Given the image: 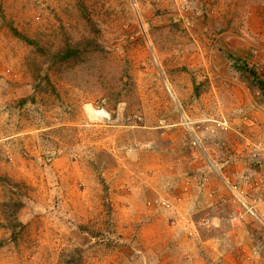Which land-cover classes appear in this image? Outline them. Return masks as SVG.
<instances>
[{"label": "rangeland", "instance_id": "1", "mask_svg": "<svg viewBox=\"0 0 264 264\" xmlns=\"http://www.w3.org/2000/svg\"><path fill=\"white\" fill-rule=\"evenodd\" d=\"M262 81L264 0H0V264H264Z\"/></svg>", "mask_w": 264, "mask_h": 264}, {"label": "built area", "instance_id": "2", "mask_svg": "<svg viewBox=\"0 0 264 264\" xmlns=\"http://www.w3.org/2000/svg\"><path fill=\"white\" fill-rule=\"evenodd\" d=\"M220 124L221 126H224L226 127L227 126V121H220ZM233 189L235 190V195L237 196V198L239 199V201H242L243 200V205L246 207L247 210H249L251 213H254L253 211V207L249 206L248 204L245 203V199H244V196H245V190L241 189L240 186L238 185H235L233 187Z\"/></svg>", "mask_w": 264, "mask_h": 264}, {"label": "trees", "instance_id": "3", "mask_svg": "<svg viewBox=\"0 0 264 264\" xmlns=\"http://www.w3.org/2000/svg\"><path fill=\"white\" fill-rule=\"evenodd\" d=\"M16 33H18V32L16 31ZM18 36H20V34ZM30 43L33 44L34 42L30 41ZM71 54H72V51L66 52V53L63 54V58L64 59H68L71 56ZM250 72L254 75L252 70ZM260 86H261L262 90H264V82L263 81L260 83Z\"/></svg>", "mask_w": 264, "mask_h": 264}, {"label": "bare ground", "instance_id": "4", "mask_svg": "<svg viewBox=\"0 0 264 264\" xmlns=\"http://www.w3.org/2000/svg\"><path fill=\"white\" fill-rule=\"evenodd\" d=\"M98 113V112H97ZM101 113V112H100Z\"/></svg>", "mask_w": 264, "mask_h": 264}]
</instances>
